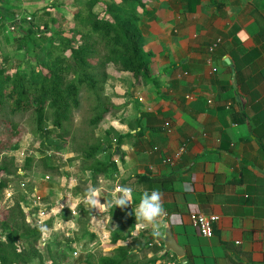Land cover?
Here are the masks:
<instances>
[{
	"label": "crops",
	"instance_id": "obj_1",
	"mask_svg": "<svg viewBox=\"0 0 264 264\" xmlns=\"http://www.w3.org/2000/svg\"><path fill=\"white\" fill-rule=\"evenodd\" d=\"M44 1L22 3L34 6ZM143 2L141 28L146 50L155 53L154 80L131 100L117 102L121 110L110 124L125 135L114 148L122 159L115 160L114 178L101 176L98 188L103 205V200L119 195L116 184H127L133 214L129 217L126 209L115 217L90 211L102 235L130 237L102 247L112 254L133 239L131 250L140 249L139 262L184 264L181 258L166 256L159 243L145 244L147 237L155 241L164 236L165 227L160 237L152 235L150 226L132 235L142 194L155 190L163 194L165 219L172 217L169 226L186 250L187 264H264V0ZM14 6L0 0V26L9 15L6 9ZM217 38L222 42L209 62L208 46ZM227 57L231 63H225ZM120 73L129 75L132 84L130 72ZM118 92L123 98V91ZM238 96L247 99L244 109ZM181 145L186 147L181 159L175 165L165 163ZM170 173L174 176L165 182L139 183L131 177ZM109 182L113 187H107ZM194 211L220 216L213 236H203L191 223Z\"/></svg>",
	"mask_w": 264,
	"mask_h": 264
},
{
	"label": "rangeland",
	"instance_id": "obj_2",
	"mask_svg": "<svg viewBox=\"0 0 264 264\" xmlns=\"http://www.w3.org/2000/svg\"><path fill=\"white\" fill-rule=\"evenodd\" d=\"M10 1L16 6L6 9L5 12L9 15L2 19L0 26V65L5 63L10 72H15L17 69L30 71L33 68H41L38 61L45 58L46 49L50 46L52 38L58 41L56 34L60 30L65 36L71 37L76 29L74 12L86 11L92 0H45L41 5L34 6H27L22 0ZM112 1L114 0H98L93 7L94 12L100 17L105 16L107 6ZM260 1L263 0H257L258 3ZM138 12L140 14V9ZM18 17L22 20L21 26L11 29V25L16 24L14 20ZM32 25H35L36 33L31 35L28 42L22 31L28 30ZM80 35L76 34L77 37ZM74 43L78 45L80 41L76 39ZM117 71L123 72L114 64L107 66L109 75L103 91V96L116 105L120 100L130 99L129 91L132 86L129 75L120 73L119 76ZM122 75L124 79L120 82ZM118 91H123L121 95L124 99L119 97ZM95 96L96 93L87 88L82 90L80 106L74 109L71 119L66 124L69 132L65 135V140L60 138L62 131L50 122L48 128L51 134L49 139L44 141L36 134L35 117L32 112L9 114L6 109L3 112L5 116L0 114V181L8 182L0 203V236L6 239L4 221L23 222L20 214L22 209L26 223L40 226L42 229L38 247L45 264H80L85 260L101 264L100 257L104 251L109 254L106 256L118 254L116 250L111 254L102 247L103 244L111 245L114 232L102 235L95 230L97 219H92V216L88 215L90 211L110 214L111 209L114 210L110 204L113 199L103 200L105 207L102 210L90 209L82 202L83 199L80 197L82 193L78 188V186L83 190L94 188L100 193L98 188L102 185L100 181L92 184L89 178L91 172L85 171L83 160L86 147L96 143L98 138H106V130L111 125L105 123L103 128H95L89 124L94 115ZM117 115L119 114L110 116L109 122H113ZM115 136V131L110 134L113 147L107 151L101 150L98 153L99 159L108 160L109 155L115 153L116 144L113 140ZM14 143L19 147L12 150L9 146ZM119 158L122 159L121 155L115 153L114 160ZM28 159L31 165L26 168ZM2 165H7L10 171L2 170ZM106 178H114V173L107 175ZM86 179L88 182H85ZM112 184L113 182H109L107 187H113ZM22 195L26 196L25 200ZM73 196L80 199H74ZM86 224H89L87 227L96 235L95 238L91 239L90 233L86 232ZM121 228L123 229V226ZM130 240L131 243L128 244L126 241L125 245L134 248L136 244L133 239ZM22 243L23 240L19 239L17 242L19 249ZM32 264H41V260L36 259Z\"/></svg>",
	"mask_w": 264,
	"mask_h": 264
},
{
	"label": "trees",
	"instance_id": "obj_3",
	"mask_svg": "<svg viewBox=\"0 0 264 264\" xmlns=\"http://www.w3.org/2000/svg\"><path fill=\"white\" fill-rule=\"evenodd\" d=\"M97 2L98 0L90 1L91 5L86 11L74 12L76 29L71 37L65 36L62 30L57 32L58 41L52 38L50 46L46 49L45 58L38 61L41 68H33L30 71L17 69L15 72H10L5 63L0 65L1 116H5L3 112L6 109L9 114L32 112L35 117L36 134H39L44 141H47L51 134L48 128L50 122L62 131L60 138L65 140V135L69 132L66 124L71 119L74 109L79 108L84 88L96 93L94 115L89 121V124L95 128H103L105 123L110 124L108 118L121 110V106L103 96L104 85L109 75L107 73L109 64H114L119 71L131 73L133 83L129 91L130 97H134L140 88L146 87L154 80L151 62L155 53L145 48L141 17L138 12L140 8L145 11L146 5L143 0H114L108 4L103 17L98 16L93 10ZM46 28L49 31V28ZM22 33L29 42L31 35L36 33V28L32 25ZM76 34L81 35L77 37ZM261 35L264 37V27H262ZM76 39L80 41L78 45L74 43ZM114 131V127L110 125L106 130V138H98L96 143L87 146L84 150V169L91 172L89 178L92 184L98 182L101 176L106 178L107 175L118 171L117 162L114 160L116 152L108 160L103 161L98 158L101 150L107 151L113 147L110 134ZM124 136L117 133V141L114 144H119L118 141ZM104 146H106L105 149ZM18 147L17 143L9 146L12 150ZM30 165L31 161L28 159L26 168ZM1 168L7 172L10 171L7 165H2ZM173 176L174 173L163 177L147 174H136L131 177L143 183L144 181L165 182L171 180ZM85 182L88 180L86 179ZM120 185L125 187L127 184ZM7 187L8 182L1 180L0 203ZM78 188H80L79 192L85 195L87 190H83L81 186ZM22 198L25 200L26 196L22 195ZM112 206L116 211L115 213L111 209L114 217L116 214H123L125 209L129 217L133 214V204H129L125 209ZM20 214L23 218L22 223L3 222L6 239L0 236V264H32L36 259L41 260V264H45L38 247L42 229L40 226H31L26 223L22 209ZM88 225L86 224V227ZM86 232L90 233L91 239L95 238L96 235L88 227ZM122 238L126 240L125 236L114 234L111 242L116 244ZM19 239L23 240L20 249L17 244ZM152 241L150 237H147L145 244L149 245ZM116 251L117 255L101 256L100 263L152 264L155 262V260L139 262L140 249L135 251L129 246H119ZM171 254V252L165 253L166 256ZM173 255L177 258L175 254ZM83 262L94 264L89 260L82 261L80 264ZM179 264H182L181 261Z\"/></svg>",
	"mask_w": 264,
	"mask_h": 264
},
{
	"label": "clouds",
	"instance_id": "obj_4",
	"mask_svg": "<svg viewBox=\"0 0 264 264\" xmlns=\"http://www.w3.org/2000/svg\"><path fill=\"white\" fill-rule=\"evenodd\" d=\"M14 22L16 24L11 25V27L14 26L16 28V26L22 23V20L20 21L14 20ZM118 185L121 186L120 184H116L115 191L119 193V195L114 197V200L112 201V203H114L115 206H118L121 209H125L128 207L129 204L132 203V190L128 187H123V186H121V188L116 189ZM162 195H163L162 193H160L159 191H155V190L152 191L150 194L147 191H145L142 194L140 203L134 210V215L136 218V223L134 227L136 231L132 233L133 236H135L138 232H140L141 230L149 226L151 227L152 235L154 237H160L163 235L161 229L163 227L169 226V224L172 221V217H168L167 220L165 219V217L167 216V213L165 212L164 207H163ZM99 196H100V193L98 190L94 188H90L86 191L82 202L84 203L86 207L90 209L99 208L102 210L105 206L100 203ZM173 216L179 218L178 214H173ZM153 242L159 243V245L164 247V249L166 250L164 242L160 241L159 238L158 240H155V241L153 239V241L149 244L152 245ZM166 252H171V251L166 250ZM171 253L172 255L175 254L173 252ZM177 258L180 259L178 256Z\"/></svg>",
	"mask_w": 264,
	"mask_h": 264
},
{
	"label": "built area",
	"instance_id": "obj_5",
	"mask_svg": "<svg viewBox=\"0 0 264 264\" xmlns=\"http://www.w3.org/2000/svg\"><path fill=\"white\" fill-rule=\"evenodd\" d=\"M17 21H20V17L17 18ZM11 28L14 29L15 27L12 26ZM221 42L222 39L217 38L208 46L209 62L212 61V54L218 48ZM213 69L216 70L215 67ZM185 152H186V147L184 145H181L174 154H172L171 156H167L164 159V162L168 163L169 165H175L177 161L181 159V157ZM118 188H121V186L118 185L116 189ZM190 219H191V223L197 227V229L203 236L211 237L214 235L215 223L219 221L220 216L216 213H204V212L194 211L190 213Z\"/></svg>",
	"mask_w": 264,
	"mask_h": 264
},
{
	"label": "water",
	"instance_id": "obj_6",
	"mask_svg": "<svg viewBox=\"0 0 264 264\" xmlns=\"http://www.w3.org/2000/svg\"><path fill=\"white\" fill-rule=\"evenodd\" d=\"M225 63H231V59L227 57L225 59ZM235 81V80H234ZM235 86H237L235 81ZM238 102L241 104L242 109L246 106L247 99L244 96H238L237 97ZM251 127H249L250 129ZM160 241L164 242L165 248L167 251H171L175 253L179 258H182L183 263L187 264L186 260V250L184 247L177 241L175 238L172 228L170 226L165 227V233L164 236L159 238Z\"/></svg>",
	"mask_w": 264,
	"mask_h": 264
}]
</instances>
